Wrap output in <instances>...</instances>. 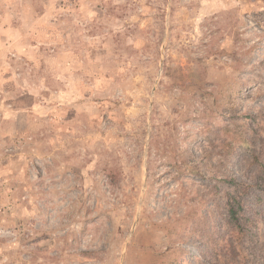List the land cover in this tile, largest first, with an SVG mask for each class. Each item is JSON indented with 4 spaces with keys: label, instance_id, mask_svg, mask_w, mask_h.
Listing matches in <instances>:
<instances>
[{
    "label": "rangeland",
    "instance_id": "1",
    "mask_svg": "<svg viewBox=\"0 0 264 264\" xmlns=\"http://www.w3.org/2000/svg\"><path fill=\"white\" fill-rule=\"evenodd\" d=\"M263 188L264 0H0V264H264Z\"/></svg>",
    "mask_w": 264,
    "mask_h": 264
},
{
    "label": "trees",
    "instance_id": "2",
    "mask_svg": "<svg viewBox=\"0 0 264 264\" xmlns=\"http://www.w3.org/2000/svg\"><path fill=\"white\" fill-rule=\"evenodd\" d=\"M263 189H264V188H263ZM230 206H231V207H230V210H231L230 213H231V214H232V213L234 214V213H235V210L233 209L232 205H230Z\"/></svg>",
    "mask_w": 264,
    "mask_h": 264
}]
</instances>
